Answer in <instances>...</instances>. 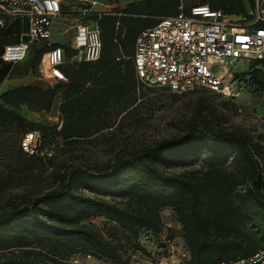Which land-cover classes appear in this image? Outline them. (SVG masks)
<instances>
[{
	"label": "trees",
	"instance_id": "16d2710c",
	"mask_svg": "<svg viewBox=\"0 0 264 264\" xmlns=\"http://www.w3.org/2000/svg\"><path fill=\"white\" fill-rule=\"evenodd\" d=\"M199 3L228 16L249 17L247 5L252 11L256 8V0ZM179 7L180 0H143L125 10L102 14L101 57L65 66L67 82L60 84L61 92L35 78L2 94L0 158L14 146L18 158L43 160L27 156L20 148L29 132L40 134L43 147L98 132L110 108L142 88L132 61L137 37L154 27L158 18L177 14ZM118 12L125 15L112 14ZM119 19L126 29L123 37H116ZM17 41L14 35L1 33L0 56L5 45ZM45 51V45L33 47L32 69L40 65ZM259 66L253 72V83L256 91L264 93V62L251 67ZM59 96L60 130L19 114L22 107L51 113ZM201 156L204 169L178 175L167 172L193 166ZM55 183L36 198H20L0 211V251L6 252L0 264L58 263L57 259L81 252L82 246L88 256L115 255L111 243L85 222L103 217L135 235L141 230L160 235L164 223L159 208H171L178 216L190 254L185 264H230L264 250V144L241 133L217 130L201 120L187 123L181 136L120 156L112 164L64 168ZM115 199L127 203L122 206Z\"/></svg>",
	"mask_w": 264,
	"mask_h": 264
},
{
	"label": "rangeland",
	"instance_id": "374dc122",
	"mask_svg": "<svg viewBox=\"0 0 264 264\" xmlns=\"http://www.w3.org/2000/svg\"><path fill=\"white\" fill-rule=\"evenodd\" d=\"M140 1L142 0H98V4L92 9L107 13L115 9L125 10L132 2ZM200 1L186 0L184 3L191 6ZM86 5L91 7L89 2H73L69 10L77 13ZM247 8L250 18L233 16L246 26L254 23L257 17V11H252L248 5ZM75 20L77 21L75 15L70 18L69 24L65 19L59 20L57 31L52 37L53 42H69L74 34L71 27ZM6 24L8 28L5 32L15 37L28 32L27 20L6 19ZM64 27H68L69 33L62 37ZM32 57L33 52L16 71L25 74L29 69L34 72L31 82L38 78L61 92L60 83H49L42 79L39 65L32 69ZM257 68L261 67L248 69L245 63L229 66L230 71L238 72L235 75L237 90L230 97L204 90L174 94L157 88L142 87L136 94L110 108L105 117V125L98 132L83 139H59L53 146L52 157L45 160L18 158L15 147H9V151L0 158V211L20 198L33 199L54 188L56 176L64 168L112 164L120 156L135 153L164 139L181 136L185 125L193 120L207 122L217 130L244 134L254 142L264 144V93L256 91L253 83V72ZM60 102L61 96L56 99L51 113L42 112L40 117L33 118L22 110L19 114L37 124L57 126ZM1 132L7 135V130ZM11 135L12 133L8 134ZM205 166L204 156H201L193 166L174 167L167 172L176 175L191 173L204 169ZM115 200L122 206L127 203V200ZM158 212L164 223V231L160 235L144 230L135 235L121 226L109 223L103 217L92 218L85 224L111 243L116 250L115 255L102 258L88 256L82 246L78 254L65 259L56 258L58 263L53 261L52 264H185L183 253L188 248L177 214L171 208H159ZM18 251L15 250L16 253ZM4 254L6 252L0 251V258Z\"/></svg>",
	"mask_w": 264,
	"mask_h": 264
},
{
	"label": "built area",
	"instance_id": "2783aa9c",
	"mask_svg": "<svg viewBox=\"0 0 264 264\" xmlns=\"http://www.w3.org/2000/svg\"><path fill=\"white\" fill-rule=\"evenodd\" d=\"M180 0L179 12L158 18L157 24L137 37L132 61L135 78L142 87L157 88L174 94L208 91L226 97L237 90L230 65L264 62V0H256L257 17L250 25L240 19L213 10L207 4L186 6ZM73 2H89L79 12H71ZM98 0H0V33L8 28L6 19L27 20L28 32L18 36L16 43L3 47L0 59L18 65L29 57L34 46L45 45L40 61L43 80L65 84L64 67L99 60L103 50V36L99 24L102 14L92 8ZM111 11L107 12L110 13ZM119 18L122 12L112 13ZM77 17L69 42L55 43L52 37L57 22ZM246 17H244L245 19ZM64 27L62 37L68 34ZM126 29L119 19L116 37H123ZM15 36V35H14ZM58 130L63 121L58 111ZM38 132H29L21 140L20 148L29 157L51 158L53 147H43ZM187 261L188 250L183 253ZM230 264H264V250L256 255Z\"/></svg>",
	"mask_w": 264,
	"mask_h": 264
},
{
	"label": "crops",
	"instance_id": "0c3cea01",
	"mask_svg": "<svg viewBox=\"0 0 264 264\" xmlns=\"http://www.w3.org/2000/svg\"><path fill=\"white\" fill-rule=\"evenodd\" d=\"M132 3H137V2H132ZM19 66L20 64L14 65V64L4 63L0 59V97L2 94L10 90L17 89L21 86H25L29 84L34 79L32 71L29 72L26 71L25 74L16 71V68ZM21 110L22 112L27 111L29 116L33 118L40 117V114L42 113V112L33 113L32 111H28L26 107H22Z\"/></svg>",
	"mask_w": 264,
	"mask_h": 264
}]
</instances>
